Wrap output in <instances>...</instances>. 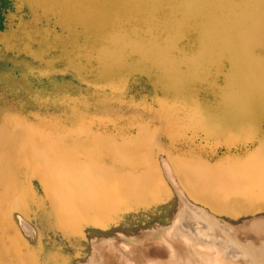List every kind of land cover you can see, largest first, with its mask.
Instances as JSON below:
<instances>
[{"label":"water","instance_id":"1","mask_svg":"<svg viewBox=\"0 0 264 264\" xmlns=\"http://www.w3.org/2000/svg\"><path fill=\"white\" fill-rule=\"evenodd\" d=\"M10 1L18 14L5 15L14 22L0 29V64L16 69L26 96L0 93L1 151L31 129L74 135L130 171L131 192L157 179L145 158L153 141L192 199L264 212V0ZM14 154L17 164L0 160V264H34L7 206L9 177L28 165ZM121 199L109 208L154 217L139 195Z\"/></svg>","mask_w":264,"mask_h":264},{"label":"rangeland","instance_id":"2","mask_svg":"<svg viewBox=\"0 0 264 264\" xmlns=\"http://www.w3.org/2000/svg\"><path fill=\"white\" fill-rule=\"evenodd\" d=\"M1 6L2 5H0V8H1ZM0 25L1 26L3 25L2 21L0 22ZM16 72H17L16 69H13V68L7 66L6 64H4V65L0 64V92H1V94H4L5 96H7L9 99H17V98L23 99L26 96V91H25V86H24L23 80L16 74ZM8 117L9 116H7V118ZM8 121L13 126H15L13 124L12 120H8ZM17 125H21V122L17 121ZM29 131H31V132H27L26 138H25L24 134L22 137L18 134H15L16 137L14 139V142L12 143L13 148L11 149L12 155H10L11 157L9 156L11 160L8 159L9 157L7 159L9 162L13 161L14 163L17 164V159H19L18 158L19 156H15L14 153H19V154H21V157H23V161L26 163V165L28 163V165H27V168L25 170L21 167L18 168L21 172V176H23V177H12V178H35L38 181H40L44 185L45 188L48 187L47 189H50L49 188L50 183L48 182V180H50L49 178H68V177H70V178H74V180H76L77 184L81 183L82 178H86L87 179L86 182L88 185L87 191L90 193H93V194H95L97 192L99 193V191H100L97 188V186L95 185V182L93 181L94 178H97V177L98 178H112V179L108 180L109 185L106 189L107 194L111 195L110 201L117 202L122 197H124L126 194L130 195L132 198L135 195L136 196L139 195L140 201L138 200L137 204L143 205L144 208L148 212H150V215H154L155 218L152 216V218L148 219V223H145V221H142L143 218L141 217L139 219L140 223H138V222H136L137 221L136 220L137 214H136V212H133V210L136 208L126 209L125 208V207H127L126 205H123V206L120 205V207L122 209L120 208L119 212H116V210L110 211V212H114L115 215L118 217L117 220L110 222V227H111L110 230H115L116 232L117 231L121 232V233L117 232V237L120 240H125L127 243H129L130 247L133 250L132 255H134L136 257L139 256L140 258H142L143 264H197V263L198 264H221V263L222 264H230L227 260V255H226L227 252H225V250L226 251L227 250L228 251H232V250L234 251L235 250V251L239 252V255H241V256L244 254L245 255V256L243 255L244 258H248L251 260L250 264H264V247L262 248V246L264 245L263 244L264 240H261L258 242H256L255 240L251 241L252 239L240 240L237 237V235H238L237 233L239 230L236 232L234 231L235 229L237 230L238 228L233 225L232 221H229L224 216H220L218 214L217 215L213 214L212 212L209 211V209L207 207H203V205H201V204L199 205L197 203V201H195L192 198L191 199L187 198L184 190H182L183 188L180 185L178 186V181L176 180V177L174 176V174L170 168V165H169V168H170V172H172V173H170L172 178H168V181L164 178L165 175L163 173L164 172L163 162L165 161L166 157L162 153L160 148H158V146L155 145L156 143H154L153 141L148 142V144L146 145L145 149L147 150V156L145 158H148V160H149L148 162H150L149 165L152 167V169H154V171L156 173L154 175V177H156L157 179L151 180L152 179L151 178V179H148L147 181H143V182H145V184L141 188H139V180L137 179V182H134V184L131 185V187L134 188V191L127 192L128 191L127 190L128 185H125L127 183L125 181V178L131 177L130 171L125 172V174H128L129 176L125 175L124 173L119 172L121 169L118 170V169L114 168L115 166L110 165L107 162H104L103 160H101V156L96 154V151L99 149L96 148L94 145H88L86 143V141H88V140L82 139L81 142L78 143L76 141V139L74 138V137H76L74 135L68 136V138H73V139L67 140L66 138L65 139H61V138L57 139V138H53V137L51 138L50 134L44 133L42 130H39V129H31ZM2 139H4V138H2ZM59 140H62V142H58ZM1 142H2V140H1ZM74 142H76L78 144L72 145ZM52 143H57V144H59V146H61V147L65 146L66 148L70 147L71 145L74 147H77L78 145H80L81 147L82 146L87 147L89 149V151L95 152L96 159L94 158L95 161L92 160V162H84V159H83V161H82V159H79V158L73 159V157H71L73 155V153H71V156L69 155V159L73 161V163L71 162L73 164V168H70L71 173L68 174V172H65V169L60 167L58 165V163L55 162L56 166L50 165V163H52L54 165V162H51V161H53V159H50V154L46 153L45 149L49 148V150H51L52 147H57V146H53ZM30 144H32V145H30ZM17 147H19V149ZM4 153H5V151L0 150V160L1 161H2V156ZM60 154H61V155H59L60 157L58 156L60 159H58V160L64 161V159H65L64 165L68 166L67 165L68 163H66V161H68L69 159L67 158L66 155L63 156L65 154V152H60ZM138 155L141 156V154H138ZM159 155H160L161 159H164V161L158 158ZM66 159H68V160H66ZM98 159H99V161H98ZM37 160L39 162V165H37L36 167L40 168L38 170L35 169L36 167L32 168L30 165L32 162H37ZM159 161H161V164ZM165 162H167V159ZM85 163H88L90 165V167H92V168H97V170H96L97 171V177L94 176L95 173H93V175H89L87 172H85L82 169V167H80V166L84 165ZM42 166H43V168H41ZM143 167L146 168V171L143 172V174L145 176L147 174V170H149V167L146 164H144ZM101 168H103V169H101ZM104 170L106 172V177L103 174ZM161 170H162V172H161ZM52 171L55 172L54 174L57 175V177L55 175H53ZM137 173H139V172H137ZM137 176L140 177L139 174H137V175H133L132 178L137 177ZM9 178H11V177H9ZM169 179H171L172 183L176 181V183H173V184L176 185L178 188L180 187L179 189H181L180 194L183 197L178 196V200H177V197L175 198V195H174L173 190H172L173 187H171L173 184L170 183ZM37 180L34 182L39 184V182ZM90 183H91V185H90ZM159 187H161V190H162L161 195L158 193ZM140 191L142 192L141 194H140ZM154 193H155V196H154ZM179 199L181 201L183 200L185 205H183V202H181ZM10 200H12V201L15 200V197L13 196L12 198H10ZM189 203H192L195 206H193L192 204H189ZM153 205H155L157 207V209L153 210V208H152ZM192 207L193 208L195 207L196 209H193ZM127 208H129V207H127ZM172 208H174V209H172ZM190 211H192V212H190ZM178 212H179V214H178ZM157 213H160V217L155 216ZM111 214L112 213H110V216H112ZM205 214L207 215L206 216L207 218L205 217ZM201 216H203V217L201 218ZM184 218H186V219H184ZM180 219H182L181 222H180ZM183 220L185 222L187 220V222L185 223ZM192 220H193V222H192ZM176 221H178V222H176ZM222 222H223V224H222ZM184 224H185V226H184ZM225 224H227V225H225ZM173 225H175L176 227ZM220 225H221V227H220ZM169 226H171V227H169ZM226 226H228V227H226ZM229 226L231 228L233 226L234 227L230 230ZM190 227H191V230H190ZM223 228H224V230H223ZM225 228L229 232L227 230H225ZM192 230H194L193 232H197V233L195 234V233L191 232ZM201 230H202V232H200ZM250 231L252 232L253 229H251ZM230 232H233V233H230ZM223 233H224V235H223ZM262 233H264L263 230H259L257 232L258 235H261ZM188 234H190L191 236ZM207 234H209V235H207ZM177 235H181V236H177ZM230 236H232V237H230ZM110 237H113V236H110ZM206 237H210V238L208 239ZM231 238H233V239H231ZM220 239H222V240H220ZM244 240H246L245 241L246 243L244 242ZM186 241H187V243H186ZM200 241H202V242H200ZM239 241H240V243L236 244ZM176 242H180V243H176ZM253 242L255 244H253ZM59 243L60 242L57 239L52 238L49 246H46V244H44V252L46 250H49L51 255H52V258H53L52 259L53 261L50 262V264H63V262H64V260L61 257V254H63L64 249H62L61 247L60 248L56 247V246H59ZM200 243H202V244H200ZM257 243H260V244H257ZM221 244H223V245H221ZM235 244H236V246H235ZM247 246H249V247H247ZM222 247H223V249H222ZM237 247H240V248L238 250H236ZM231 248H233V249H231ZM192 250H194V251H192ZM196 250L199 252V254ZM177 252H178V254H177ZM191 254H192V256H191ZM47 255H48V257L50 256L49 254H47ZM109 255H110V257H112L113 253L109 252ZM149 257H151V258H149ZM210 260H213V261L210 262ZM120 264H131V263L127 260H125L124 262H123V260H121ZM236 264H238V263H236Z\"/></svg>","mask_w":264,"mask_h":264},{"label":"bare ground","instance_id":"3","mask_svg":"<svg viewBox=\"0 0 264 264\" xmlns=\"http://www.w3.org/2000/svg\"><path fill=\"white\" fill-rule=\"evenodd\" d=\"M0 5H2L0 8V22L1 21L3 22V25L2 26L0 25V29H1L2 27H5V25L7 26V24L10 25L12 22H14V19H8V22L5 21L7 19V18H5V15L8 12L7 10H12L11 13L15 14V15H17L18 12L15 8L13 9L10 0H0ZM1 137H3V136H1ZM66 139L70 140L73 138H66ZM0 140H1V138H0ZM30 145H32V144H30ZM52 145L57 146V147H52L51 150H49V148L45 149V152L50 154V159H53V161H51V162H54V165L52 163H50V165L56 166L55 165V162H56V163H58V165L60 167L65 169V172H68V174L71 173L70 168H73V164H72L73 161L69 159V155L71 156V153H73V155L71 156V157H73V159L79 158V159H82V161L84 159V162H92V160H94V158L96 159L95 152L89 151V149L87 147H84V146H82L81 149L79 150V153H77V147H74L72 145L68 148H66L65 146L61 147L57 143H52ZM17 148L19 149V147H17ZM7 150L4 153L6 155V158H8L10 155H12L11 154L12 151L11 150L7 151ZM60 152H65V154L63 156L66 155L67 158L69 159V160L66 159V160H68V161H66V163H68L67 164L68 166L64 165L65 159H64V161L58 160V159H60L59 158L60 157L59 155H61ZM158 158L161 159L160 155ZM161 160L164 161V159H161ZM98 161H99V159H98ZM165 161H166V159H165ZM165 161L163 162V165H164V172L163 173L165 175L164 178L168 181V178H172L171 174H170L172 172H170L169 164L167 163L168 161L167 162H165ZM159 162L161 164V161H159ZM80 167H82V169L85 172H87L89 175H93V173H95L94 176L97 177V171H96L97 168L90 167V165L88 163H85L84 165H82ZM101 169H103V168H101ZM118 170H120V169H118ZM161 172H162V170H161ZM52 173H53V175H55L54 174L55 172L52 171ZM103 174L106 177L105 170L103 171ZM55 176L57 177V175H55ZM49 179L50 180H48V182L50 183V186H49L50 189H47L48 187L45 188L44 185L35 178H12L11 177L10 178L11 181H9V183L6 184L7 186L10 187V189L15 190L14 194H13V196L15 197V200H13V201L10 200L9 204H7V206L9 207V211H10V217H11L13 223L15 224V226L18 228L21 236L25 240L30 251H32V253L34 255L33 256L34 264H41L43 262L45 264H50L49 257L44 252V244H46V246H49L52 238H55L60 242L59 246H56V247H58V248L61 247L62 249H64L63 254H61V257L64 260L63 264H120L121 260H123V262L125 260H127L131 264H143L142 258H140L139 256L136 257V256L132 255L133 250L130 247L129 243H127L125 240H120L117 237V232H119V231L116 232L115 230H110V228H111L110 222L118 219V217L115 215V213L110 212V211L116 210V212H119L120 208H121L120 206H119L120 208H109L110 206L114 205L116 202L110 201L111 195L107 194L106 189H105V192L103 189L104 187H106V188L108 187V185H109L108 180H110L112 178H98V177L94 178V179L92 178L93 181L95 182V185L100 190L99 193L97 192L95 194L87 191L88 185L86 182V180H87L86 178H82L80 184H77L76 180H74V178H70V177H68V178H49ZM36 180L39 182V184L34 182ZM169 181H170V183H172L171 179H169ZM173 183H176V181ZM90 185H91V183H90ZM178 186H179V183H178ZM171 187H173V189H172L173 193L175 195V198L177 197V200H178V196H181V194H180L181 189H179L180 187L178 188L174 184ZM182 190H184V189H182ZM184 192L186 194V197L191 199V197L189 196L190 194L188 192H186L185 190H184ZM181 197H183V196H181ZM205 200L209 203H212V201H210L209 199H205ZM195 201H197V203L199 205L201 204V205H203V207H207L209 209V211L212 212L213 214H215V215L218 214L220 216H224L229 221H232L233 225L238 228L237 230L235 229L234 231L236 232L239 230L237 233L238 234L237 237L240 240L252 239L251 241L255 240L256 242L264 240V233H262L261 235L257 234V232L259 230L264 231V212L248 211L247 213H242V214L239 212V214H240L239 215L236 212L230 211L229 213L225 214L223 212L216 211L215 209L208 207V205L204 202H201L197 199H195ZM181 202H183V205H185L183 200ZM189 204H192V203H189ZM193 206H195V205H193ZM172 209H174V208H172ZM193 209H196V208L194 207ZM190 212H192V211H190ZM110 213H112L111 214L112 216H110ZM178 214H179V212H178ZM206 216L207 215L205 214V217ZM202 217L203 216H201V218ZM184 219H186V218H184ZM181 221H182V219H180V222ZM176 222H178V221H176ZM186 222H187V220H186ZM192 222H193V220H192ZM222 224H223V222H222ZM221 225H220V227H221ZM225 225H227V224H225ZM173 226H175V225H173ZM184 226H185V224H184ZM169 227H171V226H169ZM226 227H228V226H226ZM232 228L230 227V230ZM251 229H253L252 232L250 231ZM190 230H191V227H190ZM223 230H224V228H223ZM225 230H227V229L225 228ZM193 231L194 230H192L191 232H193ZM200 232H202V230ZM233 232H230V233H233ZM119 233H121V232H119ZM193 233L196 234L197 232H193ZM190 234H188V235H190ZM207 235H209V234H207ZM223 235H224V233H223ZM110 236H113V237H110ZM177 236H181V235H177ZM232 236H230V237H232ZM206 238L209 239L210 237H206ZM231 239H233V238H231ZM220 240H222V239H220ZM245 241L246 240H244V242ZM200 242H202V241H200ZM254 242H253V244L256 243V242L255 243ZM176 243H180V242H176ZM186 243H187V241H186ZM238 243H240V241L237 242L236 244H238ZM200 244H202V243H200ZM223 244H221V245H223ZM236 244H235V246H236ZM257 244H260V243H257ZM247 247H249V246H247ZM263 247H264V245L262 246V248ZM239 248L240 247H237L236 250H238ZM222 249H223V247H222ZM231 249H233V248H231ZM192 251H194V250H192ZM109 252L113 253L112 257H110ZM225 252H227L226 253L227 260L230 264H236V263H238V264H250L251 263L250 259L244 258V256H245L244 254H243L244 256L243 255L241 256V255H239V252H237L235 250L234 251L233 250L232 251H228V250L226 251L225 250ZM177 254H178V252H177ZM198 254H199V252H198ZM191 256H192V254H191ZM149 258H151V257H149ZM211 261H213V260H210V262Z\"/></svg>","mask_w":264,"mask_h":264}]
</instances>
